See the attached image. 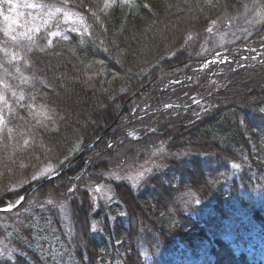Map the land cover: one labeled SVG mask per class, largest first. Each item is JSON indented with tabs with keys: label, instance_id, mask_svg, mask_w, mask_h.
<instances>
[{
	"label": "trees",
	"instance_id": "obj_1",
	"mask_svg": "<svg viewBox=\"0 0 264 264\" xmlns=\"http://www.w3.org/2000/svg\"><path fill=\"white\" fill-rule=\"evenodd\" d=\"M245 2L260 7L262 21L247 40L223 48L230 61L219 62L211 76L196 75L200 60L186 44L189 36L228 20ZM67 6L83 15L90 32L30 52L33 95L27 91L24 107L19 103L8 117L11 139L0 140V201L14 202L39 182L31 181L38 166L53 163L60 171L114 125L70 169L16 210L0 212V235L9 232L10 247L0 248V264H53L40 251V233L29 227L36 218L41 226L51 219L62 238L70 234L61 264H161L158 251L175 264L167 250L180 244L204 251L197 264H259L243 248L264 237V0H115L110 7L105 0H69ZM245 47L263 54L242 57ZM35 100L50 120L29 114ZM158 147L175 156L137 187L107 176ZM10 179L22 180L21 187L9 190ZM97 183L111 187L113 205H94L89 189ZM187 193L200 202L181 201ZM32 198L55 202L15 216ZM60 201L70 216L63 227ZM238 211L244 218L231 242L225 221Z\"/></svg>",
	"mask_w": 264,
	"mask_h": 264
},
{
	"label": "rangeland",
	"instance_id": "obj_2",
	"mask_svg": "<svg viewBox=\"0 0 264 264\" xmlns=\"http://www.w3.org/2000/svg\"><path fill=\"white\" fill-rule=\"evenodd\" d=\"M124 1H129V0H124ZM28 3H42L47 5V7L32 9L25 6ZM13 6L15 10L11 13V15L14 17V19L18 21V24L13 25L15 29L14 34L20 32H29V29H35L37 27L40 29V31L30 32L29 34L32 36V39L29 40L27 38H21L18 44L4 37L3 33L1 32L2 35L0 37V65H2V67H0V79H3L5 83L9 85V88L4 89L3 85H0V91L4 92L8 100L7 108H5L4 103L0 101V109L3 110V114L5 115L6 121L8 120L10 114L14 112L15 107L19 104L17 103V101L19 100V95L21 91H23L25 98L27 91H30L31 94L33 95L32 90L29 89L30 77L27 75L29 71L28 65H29L30 52L36 48L49 46L48 39L50 38L52 39V42L53 40L58 38V37H54V38L49 37L48 33L52 31H59L62 33V36L67 35L68 37H71L74 34H78L84 37L85 35H88L90 32L85 18L83 24H80L78 20L76 21L75 24H73L71 21L64 22L61 13H55L56 7H66L67 9H70L73 12H77L76 10H73L69 6L67 5L65 6L61 4L60 0H14ZM13 6H10L7 3H5V0H0V8L3 9L4 14H9V7H13ZM259 8H260L259 6L256 7L255 5L250 6L248 3L245 2L244 5L239 10L235 11L232 14L233 16L228 20H222V21L215 20V23H211L208 28L211 29V31L206 29L203 32L194 33L191 36H189L186 44L188 45V48L191 49L190 51L192 55L196 57L198 60H200V62L196 66V69L194 68V70L197 71L196 75L211 76L213 71L216 70L217 68H220L224 61H221L222 64L219 63V59H217L214 63L212 61L207 62V58L223 50V48L226 45L234 44L239 41H245L249 38V36L253 33V31L257 27V25L263 19L261 15V13L263 12ZM50 13H52L53 15H50ZM3 24H4L3 19L2 17H0L1 28H3ZM71 27H77L79 29V32H72L70 30ZM85 28H87V31H85ZM5 49L7 50V54L5 53ZM29 49H31V51H29ZM13 53L22 57V59L8 63ZM17 67L20 68L21 70L20 73H17L15 71ZM214 67L216 68L214 69ZM5 69H7L9 73H12V75L11 76L5 75ZM21 73L23 75H21ZM25 78H28L27 82H25ZM13 90L16 92L15 96L12 95ZM134 96L135 95H133L131 98H133ZM131 98H129L125 102L124 107L127 105V103ZM33 104L36 106V109H41V107L44 106L42 103L38 102L37 100L30 102L27 105L29 114L33 117L45 120L46 118L43 115H39L35 110L29 108V105H33ZM48 115L51 117V113L49 110H48ZM7 128L12 129L13 127L7 125ZM86 145H88V143ZM173 156H175V153L171 152L167 148L158 147L154 149V151L141 162L139 163L133 162L124 168L116 167L112 169L111 172L109 171L107 173V176L112 177L115 180L128 182L133 187H137L144 178H146L147 176L151 175L156 171H160L161 169L165 168L170 162V159L173 158ZM69 162L67 164H69ZM234 164L232 165L235 171L234 175H236L237 172H239L240 167H235ZM52 166H57V165L53 163H43L40 166H38L35 174L41 171L42 169H44L45 167H52ZM148 169H151V171H147ZM141 172L145 173L143 178L139 176V173ZM13 185L16 186L14 190L19 189L22 185V180L15 181L13 179H10L8 181V188L10 189L11 186ZM97 186L100 187L99 192L94 191V189ZM90 189H93V191H91V194L94 201V205H99L100 203H103L109 206L114 204L112 202L115 201L116 196L112 192L111 187L108 186L107 184L105 183L93 184L90 187ZM181 197L182 198L180 200L186 201V203H196V201L199 200L194 193L183 194V196ZM48 200L53 201L51 205H53L55 202L54 198H49L46 200H38L36 198H32L25 205L24 209H22L21 212L17 213L15 216H26L34 213V208L39 207L41 202H44V208L43 209L40 208L38 209L39 211L36 212L40 213L41 210H47L48 208L46 201ZM209 201L210 200L208 199L207 202ZM61 205H63V209H64V218L68 222L70 221L69 220L70 216H68L69 212H68L67 203L64 201H60L59 207ZM49 206L50 204H48V207ZM26 209L28 211H26ZM48 216H50V214H48ZM243 216H244L243 212L238 211L236 213H232L231 217L226 219L225 228L229 240L234 241L236 239L237 229H238L237 227H239V224L243 221L242 220L244 218ZM54 226L51 225V229L53 230L52 235H54L56 239H51V244L55 245L56 247L55 252H53L52 248L49 246V239L42 238L48 235L49 233V226L46 224L43 226L44 232L40 233V239H41L40 243L42 246H44L43 249L47 252L46 253L47 256L48 253H52L55 256V263L61 264L63 261V257H65L66 255L65 254L67 248L66 245H68V243L70 242L68 240V238H70V234L68 233V238L66 236L62 238L57 234L58 229L56 226L55 227ZM3 229L5 230L6 226ZM1 236L2 235H0V248H2L3 250L9 249L10 247L7 241V238L9 239V232L7 234V237L6 236L1 237ZM2 249H0V251H2ZM243 250L247 252V254L251 257L252 260L260 261L261 264H264V237H258L257 241L250 243L248 246L244 247ZM167 256L168 258H172V261L175 264H197L204 259L205 253L203 250H197V251L185 250L184 246L180 244L178 249L174 250L172 248H169L167 250ZM156 258L158 260L157 263L168 264V261L164 258L162 251L157 252Z\"/></svg>",
	"mask_w": 264,
	"mask_h": 264
},
{
	"label": "snow or ice",
	"instance_id": "obj_3",
	"mask_svg": "<svg viewBox=\"0 0 264 264\" xmlns=\"http://www.w3.org/2000/svg\"><path fill=\"white\" fill-rule=\"evenodd\" d=\"M61 4L63 5H68L69 4V0H60ZM5 3H7L10 6H13L14 0H5ZM115 3V0H105V6L106 7H110L111 4ZM28 8H32V9H39V8H44L47 7V5L42 4V3H28L25 5ZM15 10L14 6L13 7H9V14H4L3 9L0 8V17H2L3 19V28H0V32L3 33L4 37L8 38L10 41L14 42V43H19L21 38H27L29 40L32 39V36L29 34L32 31L35 32H39L40 29L37 27L35 29H29V32H20V33H15V29L13 27V25L18 24V21L16 19H14V17L11 15V13ZM55 13H61L63 16V21L64 22H68L71 21L73 24L76 23V21L78 20L80 24L84 23V17L80 15V13L77 12H73L70 9H67L66 7H56L55 8ZM50 15H53L52 13H50ZM75 17V19H74ZM212 23H215V21H212ZM72 32H79V29L77 27H71L70 29ZM209 31H211V29H208ZM85 31H87V28H85ZM49 37H60L62 36V33L59 31H52L50 33H48ZM62 38L64 40H67L69 37L67 35H63ZM48 45L51 46L52 45V39H48ZM29 51H31V49H29ZM5 53L7 54V50L5 49ZM219 55V54H217ZM22 59V57L18 56L17 54L13 53L11 55V59L8 61V63H11L12 61H16ZM213 63L215 61H212ZM0 67H2V65H0ZM15 71L17 73H20L21 70L19 67H17L15 69ZM5 75L7 76H11L12 73H9L7 71V69H5ZM21 75H23L21 73ZM28 78H25V82H27ZM177 83H179V81H177ZM0 85H3L4 89H8L9 85L7 83H5V81L3 79H0ZM12 95L15 96L16 92L13 90ZM34 99V97H33ZM25 100V96L23 94V91H21L20 95H19V100L17 101V103H20L21 101ZM0 101H2L4 103L5 108L8 107V100L4 94V92L0 91ZM20 107H24V105L21 103ZM165 107H171V105H165ZM29 108L35 110L39 115H43L46 119H51V117L48 115V109L44 106L41 107V109H36V106L33 105H29ZM37 123H40L39 120H37ZM6 130V133H5ZM12 133H13V129L11 128H7V121L5 119V115L3 114V110L0 109V140L4 139L5 134L7 136L8 139H11L12 137ZM31 139V138H29ZM29 139H25L24 140V144L28 145L29 144ZM109 147H111V145H109ZM77 149H74V151H76ZM68 161V157H65L63 161H60V164H64L65 162ZM23 167V165H21ZM235 167H240V165L238 164H234ZM147 171H151V169H148ZM58 175V166H52V167H45L44 169H42L41 171L37 172L36 174L31 176V181L36 182V181H40L41 179L50 177V176H55ZM145 173L141 172L139 173L140 177H144ZM15 185L11 186V188L9 190H14L15 189ZM76 190V186L73 185V187L68 188V192L69 193H74ZM89 191H93V189H89ZM95 192H99L100 191V187L97 186L94 189ZM25 197L20 196L18 199H16L14 202H7L4 203L3 201H0V212H12L13 209L17 208L18 206L21 205V203L24 201ZM47 204H52L53 201L52 200H48L46 201ZM196 203H199V200L196 201ZM39 207L41 209L44 208V204H40ZM26 211H28L26 209ZM60 220H61V227H63V224L66 222L64 219V209H63V205L60 206ZM45 223L49 226V233L48 235L42 237L44 239H49V246L52 248L53 252H55L56 247L54 244H51V239H56V237L54 235H52V229H51V225L53 224V221L51 219H47L45 221ZM29 227L31 229L34 230V232L38 235L39 233L44 232V228L43 226H41L40 224V220L39 218H36L34 221L30 222ZM95 230V227L93 226V231ZM67 234V233H66ZM40 251L43 253L44 249L41 248ZM48 256H50V258L52 259L53 264H55V256L52 253H48Z\"/></svg>",
	"mask_w": 264,
	"mask_h": 264
},
{
	"label": "water",
	"instance_id": "obj_4",
	"mask_svg": "<svg viewBox=\"0 0 264 264\" xmlns=\"http://www.w3.org/2000/svg\"><path fill=\"white\" fill-rule=\"evenodd\" d=\"M114 124H112L111 126H109L107 129H105L95 140H93V142L89 143L88 145L84 146L83 149L81 150V152L79 153L78 156H76L71 162H69V164L61 171V173L63 171H66L68 168H70L73 163L75 162V160L83 153V151L85 149H87V147H90V146H93L95 145L100 139L103 138V136L111 129V127L113 126ZM56 176V175H55ZM52 177L54 176H50V177H47L45 178L44 180H42L41 182L37 183L34 187H32L29 192H27L23 197H27L28 195H30L41 183L51 179ZM16 209V208H15ZM14 210V209H13Z\"/></svg>",
	"mask_w": 264,
	"mask_h": 264
}]
</instances>
